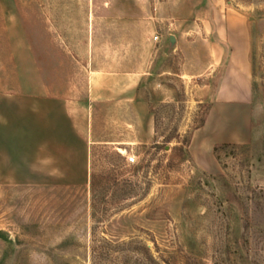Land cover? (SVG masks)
<instances>
[{"label":"rangeland","instance_id":"obj_1","mask_svg":"<svg viewBox=\"0 0 264 264\" xmlns=\"http://www.w3.org/2000/svg\"><path fill=\"white\" fill-rule=\"evenodd\" d=\"M244 84L250 140L199 168L192 132ZM22 95L62 114L0 111V264H264V0H0V97ZM68 122L86 178L42 174Z\"/></svg>","mask_w":264,"mask_h":264},{"label":"crops","instance_id":"obj_2","mask_svg":"<svg viewBox=\"0 0 264 264\" xmlns=\"http://www.w3.org/2000/svg\"><path fill=\"white\" fill-rule=\"evenodd\" d=\"M243 44V42H242ZM243 46V45H242ZM250 91L246 85L238 87H221L217 96L211 102L202 126L197 127L191 134L189 142V153L196 165L206 171L215 170L217 161L213 153L216 144H242L250 140ZM41 104L46 112L51 109H58L62 114L61 105L53 99H39L38 97L12 96L9 98L0 97V111L6 110L14 112L26 109L33 114ZM35 107V108H34ZM65 118V117H64ZM67 121V119L65 118ZM69 123V122H68ZM71 135L67 139L40 141L44 143L42 151V164L46 168L43 175H54L55 173L64 174L67 179L77 180L76 163L82 167V178H86L87 173V151L86 146L76 135L74 128L69 123ZM39 142V143H40ZM83 143V144H82ZM38 149L37 146H33ZM41 156V155H40ZM38 162V161H37ZM5 157H0V166L5 169ZM34 164H23L21 172L16 175L19 179L38 178L39 172ZM60 168V170L58 169ZM15 178V179H16Z\"/></svg>","mask_w":264,"mask_h":264},{"label":"trees","instance_id":"obj_3","mask_svg":"<svg viewBox=\"0 0 264 264\" xmlns=\"http://www.w3.org/2000/svg\"><path fill=\"white\" fill-rule=\"evenodd\" d=\"M203 122H204V119L202 120L201 124H200L198 127L202 126ZM229 144H230V143L216 144V145H214V147H213V153H214V155H215V153H216V151L218 150L219 147H221V146H226V145H229ZM151 261L153 262L154 260L151 259Z\"/></svg>","mask_w":264,"mask_h":264},{"label":"built area","instance_id":"obj_4","mask_svg":"<svg viewBox=\"0 0 264 264\" xmlns=\"http://www.w3.org/2000/svg\"><path fill=\"white\" fill-rule=\"evenodd\" d=\"M126 162L129 164H133L136 162V156L135 155H127L126 156Z\"/></svg>","mask_w":264,"mask_h":264},{"label":"water","instance_id":"obj_5","mask_svg":"<svg viewBox=\"0 0 264 264\" xmlns=\"http://www.w3.org/2000/svg\"><path fill=\"white\" fill-rule=\"evenodd\" d=\"M169 41L171 44H173L175 42V37L173 35L169 36Z\"/></svg>","mask_w":264,"mask_h":264},{"label":"bare ground","instance_id":"obj_6","mask_svg":"<svg viewBox=\"0 0 264 264\" xmlns=\"http://www.w3.org/2000/svg\"><path fill=\"white\" fill-rule=\"evenodd\" d=\"M124 152V151H123Z\"/></svg>","mask_w":264,"mask_h":264}]
</instances>
